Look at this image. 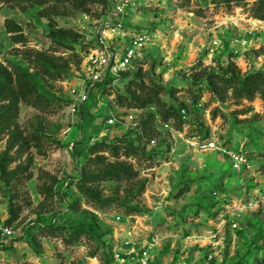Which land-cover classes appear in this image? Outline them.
<instances>
[{
	"label": "rangeland",
	"instance_id": "obj_1",
	"mask_svg": "<svg viewBox=\"0 0 264 264\" xmlns=\"http://www.w3.org/2000/svg\"><path fill=\"white\" fill-rule=\"evenodd\" d=\"M116 4L148 43L73 114ZM251 8L264 0H0L11 264H264V22ZM225 72L251 73L249 90L235 95ZM195 135L250 167L192 146Z\"/></svg>",
	"mask_w": 264,
	"mask_h": 264
},
{
	"label": "built area",
	"instance_id": "obj_2",
	"mask_svg": "<svg viewBox=\"0 0 264 264\" xmlns=\"http://www.w3.org/2000/svg\"><path fill=\"white\" fill-rule=\"evenodd\" d=\"M125 7L120 4L115 5V17L103 23L98 31L94 45L89 49L83 64V80L79 88L75 90L76 95L72 97L71 110L73 114H80L81 107L90 96L91 89L107 80L117 83L121 74L127 71L138 56L139 52L146 46L149 36L141 33L130 34L125 21ZM264 21H260L263 23ZM236 42L246 46L248 44L244 39H238ZM218 42L215 41V44ZM185 112V111H184ZM133 119V115L129 116ZM117 118L111 117L108 124H116ZM192 146H197L202 150H212L223 153L227 156L237 168L250 167L246 154L235 151L230 147H223L214 139H201L193 136L187 140ZM253 205V204H252ZM237 227V224H234ZM15 231L7 224V219L3 217L0 207V264H11L6 258L5 253ZM145 257L147 251L143 253ZM144 263H146L144 261Z\"/></svg>",
	"mask_w": 264,
	"mask_h": 264
},
{
	"label": "trees",
	"instance_id": "obj_3",
	"mask_svg": "<svg viewBox=\"0 0 264 264\" xmlns=\"http://www.w3.org/2000/svg\"><path fill=\"white\" fill-rule=\"evenodd\" d=\"M251 12L254 18L264 21V12H256L255 10H252V8ZM251 76V73L247 75H241L240 73L225 72L223 75L217 77L224 84V86L226 85L229 90L232 91L235 95L243 96L250 88L249 83ZM84 105H82L81 107V112H83L84 110ZM10 222L11 221L9 220V223Z\"/></svg>",
	"mask_w": 264,
	"mask_h": 264
},
{
	"label": "crops",
	"instance_id": "obj_4",
	"mask_svg": "<svg viewBox=\"0 0 264 264\" xmlns=\"http://www.w3.org/2000/svg\"><path fill=\"white\" fill-rule=\"evenodd\" d=\"M253 17V16H252ZM254 18V17H253ZM255 19V21H258V22H260V21H262V20H259V19H256V18H254Z\"/></svg>",
	"mask_w": 264,
	"mask_h": 264
}]
</instances>
